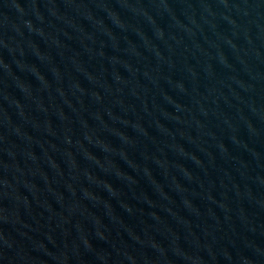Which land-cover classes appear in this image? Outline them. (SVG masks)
Returning a JSON list of instances; mask_svg holds the SVG:
<instances>
[{"label": "water", "instance_id": "obj_1", "mask_svg": "<svg viewBox=\"0 0 264 264\" xmlns=\"http://www.w3.org/2000/svg\"><path fill=\"white\" fill-rule=\"evenodd\" d=\"M0 264H264V0H0Z\"/></svg>", "mask_w": 264, "mask_h": 264}]
</instances>
